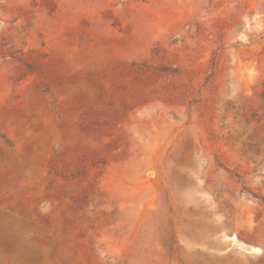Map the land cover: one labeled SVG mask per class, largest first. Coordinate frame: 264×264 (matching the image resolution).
<instances>
[{
  "label": "rangeland",
  "instance_id": "rangeland-1",
  "mask_svg": "<svg viewBox=\"0 0 264 264\" xmlns=\"http://www.w3.org/2000/svg\"><path fill=\"white\" fill-rule=\"evenodd\" d=\"M0 264H264V0H0Z\"/></svg>",
  "mask_w": 264,
  "mask_h": 264
}]
</instances>
